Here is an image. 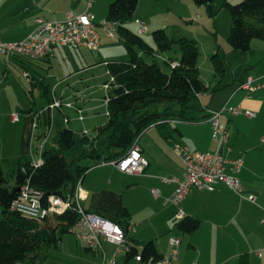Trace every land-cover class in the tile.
Segmentation results:
<instances>
[{
  "label": "crops",
  "instance_id": "obj_1",
  "mask_svg": "<svg viewBox=\"0 0 264 264\" xmlns=\"http://www.w3.org/2000/svg\"><path fill=\"white\" fill-rule=\"evenodd\" d=\"M113 1L89 0L87 3L88 0H0V38L6 42H20L28 37L36 18L41 17L49 21L63 20L68 13L83 14L90 5V10L98 21L104 16L108 17V6ZM101 3L104 7L95 11L96 5ZM141 16L136 20H144V16ZM102 37L100 34L101 44ZM101 49L100 46L97 51L89 49L74 51L55 47L52 56L38 62L17 56L1 61L0 161L6 158L7 149L14 150L10 157H14L19 165L22 160L40 159L41 148L45 140L47 148L48 138L43 136L45 132L39 134L37 132L39 119L43 116L46 118L54 111L44 112L54 99L70 103L66 99L67 88L63 89L59 97L57 90L60 86L54 88L48 83V71L52 69V61L60 57L63 50L83 54L97 53ZM104 55L105 52L104 54L100 52L101 61L94 65H90L93 62L91 60L85 61L89 65L88 68L104 64L108 70L107 63L110 61L102 60ZM233 55L236 57L235 66L231 69L228 61L227 63L234 82L238 84L237 87L227 89L228 85H224L228 70L224 79L217 80L213 69L216 82L213 97L216 92L225 89L223 100L214 104L213 97L205 98L202 94L196 101L197 121L188 123L175 120L171 127L165 130L152 126L142 134L138 143L149 162L144 174H124L112 163H102L98 166L105 170H89L82 181V203L87 210H94L97 207V201L105 190L121 196L131 215L130 224L136 226V232L132 237L140 252L143 246L153 243L160 255L168 256L171 252L170 238L176 236L182 240L179 264H264V227L260 224L264 215V142H262L264 124L256 122L264 115V40L253 41L251 50L246 54L234 52ZM119 56L123 60L111 61H128L124 55ZM80 63L83 64L81 61ZM26 73L29 74L28 78L25 77ZM248 78L253 79L256 88L252 98H248L246 91L240 89ZM208 86L212 88L210 83ZM36 91H42L49 102L43 106L42 112L36 111ZM80 96L74 98L80 100ZM197 102L201 103V108ZM225 107H241L256 114L255 118L244 115L232 116L227 113L222 116V122L230 135L231 151L228 152V156L234 159L242 158L244 162L238 176L240 194L225 184L217 185L214 191L191 189L183 204L185 217L199 219L200 226L192 234H184L174 223L175 208L168 201L176 186L164 180L184 176L185 166L178 146L214 154L223 150L221 140L213 139L209 118L211 112L220 111ZM77 108L83 110L84 116L86 111L82 103L77 105ZM65 109L73 108L63 107L58 111L64 113ZM15 114L19 117L18 121L13 120ZM48 120L52 129L51 117ZM77 120L82 123L86 121L85 119L80 121L79 115ZM47 123L49 125V121ZM66 124H70V117L67 115ZM35 153L38 154L37 159ZM106 170L108 174L103 173L107 172ZM152 190L159 191L160 196L155 198ZM251 195L257 198L256 204L249 201L248 197ZM107 246H110L112 251L107 252ZM104 249L107 258H110L116 247L105 242ZM91 253L94 255L93 264H100L103 261V257L97 251ZM119 259L123 260L124 264H132L134 261L139 264L136 259L127 261L125 256Z\"/></svg>",
  "mask_w": 264,
  "mask_h": 264
},
{
  "label": "trees",
  "instance_id": "obj_2",
  "mask_svg": "<svg viewBox=\"0 0 264 264\" xmlns=\"http://www.w3.org/2000/svg\"><path fill=\"white\" fill-rule=\"evenodd\" d=\"M139 1L115 0L109 5L107 18L119 23L118 35L127 49L129 60L107 63L114 83L108 94L110 117L99 128L100 135H107L106 140L99 148L95 146L97 138L91 140L84 136L83 139L90 148V154H84L83 157H91L97 163L91 167H78L76 173L73 171L72 164L63 156V152L77 145L71 129L60 131L57 141L59 150L55 147L45 148L40 167L33 166L30 160L21 161L15 174L14 187L8 186L0 161V207L3 210V218L0 220V264H46L49 251L58 249L62 236L71 234V229L79 220L76 208L41 222L23 217L11 209L12 203L19 197L18 188L29 183L43 193L44 204L50 196L73 194L76 183L78 180L83 181L86 172L102 163L118 162L152 126L165 130L175 120L188 123L197 121V98L210 89L201 77L198 45L186 38L176 41L164 30H158L153 34L157 50L166 53L179 44L182 58L178 61L158 54L128 27ZM195 1H203L209 14L215 15V0ZM227 7L233 21L228 43L232 52L246 54L251 50L253 41L264 40V0H241V3L234 6L227 3ZM145 56L152 61H147ZM157 58H161L169 67L168 73L160 67ZM211 60L215 76L224 79L228 63L217 52ZM158 106L164 107V110H159ZM174 106L179 109L173 110ZM88 211L120 225H130L129 210L121 196L112 191H103L97 207ZM174 223L184 234H192L200 226V220L195 217H185ZM130 238L131 251L124 255L127 261L140 254L134 238ZM87 250L93 251L89 248ZM140 256L139 264H159L164 257L153 243L143 246Z\"/></svg>",
  "mask_w": 264,
  "mask_h": 264
},
{
  "label": "built area",
  "instance_id": "obj_3",
  "mask_svg": "<svg viewBox=\"0 0 264 264\" xmlns=\"http://www.w3.org/2000/svg\"><path fill=\"white\" fill-rule=\"evenodd\" d=\"M89 9L83 14H66L63 20L49 21L38 17L27 38L20 42H6L0 38V63L3 59H10L13 56L38 62L52 56L55 47L68 48L74 51L80 49H89L97 51L100 49L101 41L99 29H102L108 37L116 39L118 37L119 23L108 18L99 22L96 20L93 12ZM139 26L138 35L147 33L148 26L143 20H135ZM26 73L25 77L28 78ZM253 79L248 78L240 87L246 91L247 97L252 98L256 88L253 85ZM114 79H110L104 84L103 89L106 92L105 105L108 107L109 91L112 88ZM199 97V96H198ZM63 107L73 108L71 103H64L62 100L54 99L46 111L61 110ZM74 109V108H73ZM79 115V120L84 121L83 110L75 109ZM232 116L244 115L248 118H255L256 114L250 110H244L241 107H225L220 111H213L210 115L212 124L213 139L221 140L223 150L218 153L193 151L187 146H178L179 153L184 162L185 173L182 178L170 177L164 181L174 184L175 191L169 197V203L175 208L173 220L180 222L185 218L184 201L191 189H205L214 191L219 184L227 185L231 190L240 194V182L238 179L244 162L242 158H230L228 152L231 151L229 140L230 135L222 122L223 114ZM106 116L110 113L107 110ZM18 115H13V120L18 121ZM36 128L37 125L35 124ZM84 136L89 132L84 130ZM264 142V137L262 139ZM46 148V140L41 148V157L39 160H31L35 167L43 164V152ZM120 172L128 175H142L149 166L148 160L144 157L142 149L136 141L131 150L118 162H111ZM104 164V163H103ZM19 197L12 203L11 209L23 217L30 220L44 221L52 217L61 215L68 210L76 208L79 220L71 234H74L77 241L83 242L87 248L97 251L103 257L100 264H118V259L131 251V238L136 232V226L120 225L112 220L106 219L100 215L89 212L82 203V180L76 183L73 194L65 193L64 196H50L43 202V193L33 188L29 183L20 187ZM155 198L160 196L159 191L152 190ZM249 201L256 204L257 198L253 195L248 197ZM264 227V215L260 221ZM110 243L116 247L111 258H107L104 243ZM182 240L173 236L170 238L171 252L164 256L159 264H179L180 246ZM259 254V253H258ZM141 252L136 256V261H141ZM260 255V254H259ZM18 264H30L22 262Z\"/></svg>",
  "mask_w": 264,
  "mask_h": 264
},
{
  "label": "rangeland",
  "instance_id": "obj_4",
  "mask_svg": "<svg viewBox=\"0 0 264 264\" xmlns=\"http://www.w3.org/2000/svg\"><path fill=\"white\" fill-rule=\"evenodd\" d=\"M87 3H89V0ZM227 3L234 6L241 3V0H215L213 3L215 11L214 16L209 14L208 7L203 1L140 0L128 27L133 33L138 35L139 26L135 25V20L143 15V21L147 23L148 31L145 34L140 35L142 39L146 44L155 49L158 54H161V56L178 61L182 58L180 45L176 44L171 51L160 53L157 50L154 41V32L164 30L170 38L176 41L181 38L195 41L199 48V66L202 79L207 85L209 83L212 85V88L205 92L204 96L205 98H212L214 87L216 85L211 60L213 55L216 54V52L219 53L226 62L228 61L231 69L235 66L236 61V57L233 55L234 52H231L232 50L228 43V37L231 32L233 21ZM102 7H104L103 3L97 4L94 10L99 11ZM107 11L109 12V6ZM105 18L106 16L100 20ZM100 20H98V22ZM98 32L103 36V42L101 44L102 49L99 52H83V54H76L63 50L62 57L60 56L53 60L52 69L48 71V83L54 88L60 86L57 90L59 97L62 95L63 89L67 88L68 96H66V99L73 105V108L76 109L77 105L82 103V106L86 111L84 114V119L86 121L84 123L79 122L77 120V111H74L73 109H65L64 113L70 117V124L67 125L66 115L58 110H54L48 114L46 118L43 116L39 119V129L37 130L38 134L45 132L43 133V136L48 138L47 148L55 147L58 150L59 147L57 141L60 131L64 129H71L74 131L77 145L73 149L63 152V156L72 164V169L75 173L77 172L78 167H91L97 163V161L91 157H83L84 154H90L89 146L83 142V131L87 130L89 132V135L87 136L89 139L95 140L97 138L95 146L99 148H101V143L107 138V135L99 134V128L106 124L108 120V117L106 116L108 107H106L104 102L106 92L103 89V86L104 82L110 79V74L104 64H98L95 67L88 68L89 65H87L85 61H93L90 65L100 62V52L103 54L105 52L104 58H101L102 60H120L122 57L119 55H124V58L129 60L127 49L119 35L116 39H112L108 37L105 32L106 35H104L102 29H99ZM104 48L105 50H103ZM107 51L109 52L107 53ZM144 58L149 62L152 61L148 56H145ZM80 61L83 64H81ZM157 62L164 72L168 73L170 71L169 67L161 58H157ZM85 67L87 68L85 69ZM225 78L224 85H228L227 89H233L238 86V84L234 82L231 70H228ZM218 79L219 78H217V80ZM224 91L225 89L216 92L212 98L214 99L212 103L218 104L220 100H223L225 98L223 95ZM77 92L80 93L78 94ZM36 94V111L42 112L43 106L45 104L48 105L49 102L44 97L42 91H36ZM78 95H81L80 100L74 98V96ZM51 96H53V92ZM224 102L225 101H223V103ZM198 105L201 108L200 102ZM158 109L163 111L164 107L158 106ZM177 109H179V107H173V110ZM50 117L52 119V129H50L51 122L48 120ZM48 121L49 125H47ZM256 122L263 125L264 115ZM36 144H38V141H36ZM36 150L37 149L34 147V151ZM13 153L14 150L11 151L7 149L5 155L6 158L4 157L5 159L1 161V170L9 187H14L16 185L15 174L19 168V162H16L13 159L14 157H10ZM35 155L37 159L38 154L35 153ZM99 166L93 167L90 170L97 169L101 171L104 169ZM106 171L107 172L103 173L108 174V170ZM2 218L3 210L0 207V220ZM111 249L110 246H107L106 248L107 252L112 251ZM93 258V253L87 250V245L85 243L77 241L74 234H65L59 242L58 249H52L49 251L45 263L93 264ZM118 264H124V261L118 259ZM132 264H136V262L134 261Z\"/></svg>",
  "mask_w": 264,
  "mask_h": 264
},
{
  "label": "water",
  "instance_id": "obj_5",
  "mask_svg": "<svg viewBox=\"0 0 264 264\" xmlns=\"http://www.w3.org/2000/svg\"><path fill=\"white\" fill-rule=\"evenodd\" d=\"M20 190H21V189H20V188H18V189H17V192H20Z\"/></svg>",
  "mask_w": 264,
  "mask_h": 264
}]
</instances>
